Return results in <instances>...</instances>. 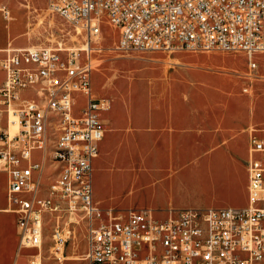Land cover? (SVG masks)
Returning <instances> with one entry per match:
<instances>
[{"label": "built area", "instance_id": "built-area-1", "mask_svg": "<svg viewBox=\"0 0 264 264\" xmlns=\"http://www.w3.org/2000/svg\"><path fill=\"white\" fill-rule=\"evenodd\" d=\"M49 11L84 38L59 34L52 43L0 47V169L6 207L16 213L26 264H42L44 249L61 252L82 222L89 264H264V124L249 133L247 202L240 206H148L125 212L91 197L92 157L103 135L91 73L103 18L117 28L120 49L264 50V0H45ZM4 15L9 9L0 5ZM84 95L74 112L75 94ZM10 113L17 127H8ZM53 170L43 181L46 165ZM46 239V245H44Z\"/></svg>", "mask_w": 264, "mask_h": 264}, {"label": "rangeland", "instance_id": "rangeland-1", "mask_svg": "<svg viewBox=\"0 0 264 264\" xmlns=\"http://www.w3.org/2000/svg\"><path fill=\"white\" fill-rule=\"evenodd\" d=\"M1 4L8 7L9 13L4 15L0 9V46L52 43L60 33L69 43L80 44L84 38L82 31L76 33L71 24L49 11L45 0H0ZM93 37L101 47L92 51L98 60L91 74L92 88L96 93L106 94L111 102L118 99L121 103L139 105L151 98L162 104H226L231 114L237 115L229 124L232 136L241 130L239 115H253L260 125L264 124V50L255 53L254 68L248 67L245 53L240 49L124 50L115 47L117 28L106 18L101 22V32ZM75 98L74 112L83 103L84 95L77 92ZM245 138L244 132L237 137L233 160L213 151L207 158L189 161L182 182L172 189L173 203L207 204L225 199L229 192L240 198L241 181L246 178ZM52 170L53 165L47 164L44 182ZM1 178L4 175L0 173V190ZM145 191L146 188H134L131 192L126 185L110 189L119 199L133 195L136 204L148 205ZM11 232H14L13 224ZM71 247L76 249L75 258L81 259L82 222L76 226L75 235L66 241L64 254ZM44 254L43 264H60L64 258L71 257L65 255L58 260L45 249ZM24 262L22 251L15 264ZM65 264L73 263L65 261Z\"/></svg>", "mask_w": 264, "mask_h": 264}, {"label": "crops", "instance_id": "crops-1", "mask_svg": "<svg viewBox=\"0 0 264 264\" xmlns=\"http://www.w3.org/2000/svg\"><path fill=\"white\" fill-rule=\"evenodd\" d=\"M93 92L108 97L104 93H96L94 90ZM109 102L108 108L99 111L103 135L97 140V152L91 160V197L98 206H110L123 212L129 207L148 206L158 215L166 214L169 207L186 206L173 203L172 189L182 182L188 171L189 161L207 158L213 151L233 160L237 137L241 132L246 136V153L243 158L246 178L241 181V197L237 198L228 191L227 197L221 201L196 206L246 204L248 177L245 159L249 151V133L254 125H260V120L252 117L253 115H239L241 130L232 136V128L230 129L229 124L237 115L231 114L226 104H162L151 98L139 105L121 103L118 99L111 102L110 98ZM231 107L237 108L238 105ZM5 125L6 120L2 115L0 128H4ZM0 173L4 175V178H1L0 190V264H15L17 256L22 251L25 254L24 264H26L28 253L32 248L18 246L16 213L6 207V173L1 169ZM124 185L129 186L131 192L134 188L140 190L146 188L148 205L136 204L133 195L128 196V199H119L110 192L111 188ZM165 193H168V196H164ZM46 244L45 239L44 245ZM64 245L57 255L45 250L48 255L58 260L65 255L71 256L64 258L60 264H65V261L73 264H89L83 254L81 259L75 258L74 247L64 254ZM85 247L84 239V250ZM44 256L43 252L42 264Z\"/></svg>", "mask_w": 264, "mask_h": 264}, {"label": "bare ground", "instance_id": "bare-ground-1", "mask_svg": "<svg viewBox=\"0 0 264 264\" xmlns=\"http://www.w3.org/2000/svg\"><path fill=\"white\" fill-rule=\"evenodd\" d=\"M8 127L11 131H13L17 127V117L15 114L10 115V121Z\"/></svg>", "mask_w": 264, "mask_h": 264}]
</instances>
